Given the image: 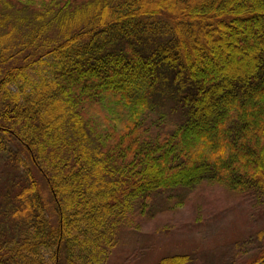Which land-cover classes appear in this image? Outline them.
I'll return each mask as SVG.
<instances>
[{
	"label": "trees",
	"instance_id": "16d2710c",
	"mask_svg": "<svg viewBox=\"0 0 264 264\" xmlns=\"http://www.w3.org/2000/svg\"><path fill=\"white\" fill-rule=\"evenodd\" d=\"M8 152L0 264H108L159 192L263 202L264 0H0Z\"/></svg>",
	"mask_w": 264,
	"mask_h": 264
},
{
	"label": "rangeland",
	"instance_id": "374dc122",
	"mask_svg": "<svg viewBox=\"0 0 264 264\" xmlns=\"http://www.w3.org/2000/svg\"><path fill=\"white\" fill-rule=\"evenodd\" d=\"M173 107L171 101L165 105L169 111ZM147 118L148 126L160 128L176 119L156 112ZM13 157L14 152L0 156V197L10 185L4 171ZM39 181L45 186L43 179ZM44 191L49 198L47 188ZM149 202L133 216V224L121 227L108 264H158L176 254H188L190 264H251L262 247L255 239L264 223V201L239 200L222 188L203 184L193 191L159 192ZM49 258L46 255V263L53 264Z\"/></svg>",
	"mask_w": 264,
	"mask_h": 264
}]
</instances>
